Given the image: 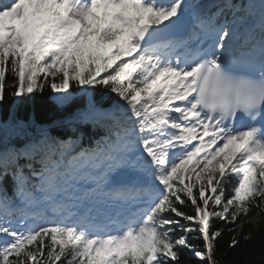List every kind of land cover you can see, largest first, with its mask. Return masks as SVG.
<instances>
[{
  "label": "snow or ice",
  "instance_id": "snow-or-ice-1",
  "mask_svg": "<svg viewBox=\"0 0 264 264\" xmlns=\"http://www.w3.org/2000/svg\"><path fill=\"white\" fill-rule=\"evenodd\" d=\"M253 209L264 0H0V264H221Z\"/></svg>",
  "mask_w": 264,
  "mask_h": 264
},
{
  "label": "trees",
  "instance_id": "trees-1",
  "mask_svg": "<svg viewBox=\"0 0 264 264\" xmlns=\"http://www.w3.org/2000/svg\"><path fill=\"white\" fill-rule=\"evenodd\" d=\"M51 93L45 89L42 95H37L36 100L29 106L28 111H34L38 119L49 121L56 115L54 106L49 97ZM87 147L89 140L86 138L83 142ZM252 223H245L242 230L236 233L225 231L220 239L216 258L221 264H264V213H257L253 209L251 213ZM219 227H225L223 223H219ZM251 233V240L245 242L243 237ZM236 235L240 240V244L236 248H230L232 236ZM191 264H196L193 258Z\"/></svg>",
  "mask_w": 264,
  "mask_h": 264
}]
</instances>
